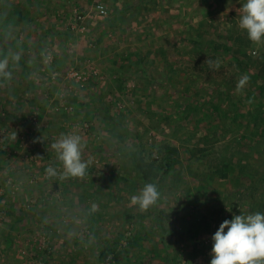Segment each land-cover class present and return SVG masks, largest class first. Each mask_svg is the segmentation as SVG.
I'll list each match as a JSON object with an SVG mask.
<instances>
[{
  "label": "rangeland",
  "instance_id": "obj_1",
  "mask_svg": "<svg viewBox=\"0 0 264 264\" xmlns=\"http://www.w3.org/2000/svg\"><path fill=\"white\" fill-rule=\"evenodd\" d=\"M244 3L0 0V59L12 73L0 77V264H114L100 260L103 246L120 264H210L219 225L261 212L238 170L264 172V137L249 117L263 94L249 77L257 68L232 54L264 55V42L244 44ZM68 134L81 137L82 177L63 176L52 147ZM164 145L179 163L142 210L131 158L142 150L160 165Z\"/></svg>",
  "mask_w": 264,
  "mask_h": 264
},
{
  "label": "clouds",
  "instance_id": "obj_2",
  "mask_svg": "<svg viewBox=\"0 0 264 264\" xmlns=\"http://www.w3.org/2000/svg\"><path fill=\"white\" fill-rule=\"evenodd\" d=\"M242 13L240 29L246 31L250 41L264 42V0H245ZM13 59L18 60L19 57L14 56ZM11 75L8 59H0V77L11 79ZM247 79L242 77L239 86L243 87ZM52 147L63 164V176L85 175L87 163L81 159L83 145L79 135H62ZM47 172L53 177L57 175L56 169L51 166ZM159 195L157 187L148 183L131 198V202L146 210L156 203ZM211 239L210 264H264V213L234 215L231 220H224L219 225Z\"/></svg>",
  "mask_w": 264,
  "mask_h": 264
},
{
  "label": "trees",
  "instance_id": "obj_3",
  "mask_svg": "<svg viewBox=\"0 0 264 264\" xmlns=\"http://www.w3.org/2000/svg\"><path fill=\"white\" fill-rule=\"evenodd\" d=\"M221 1V0H220ZM139 4L134 5H130V6H125L124 8L118 10L116 12V15H124L126 13H129L131 11H133ZM237 42H242L244 43V41L241 38H237ZM250 40L247 38L246 42L244 43L245 45H250ZM217 46H213V50H216ZM218 49V48H217ZM225 50H228L227 48H224ZM246 49L243 48H239L237 52H232L233 57L237 63L238 66H244L245 68H248L250 63H254L255 64V68H257V70L252 73L249 77L250 80H252V83L255 85H257L258 90L259 91H263V94H261L258 97V101L256 102L257 104L254 106L253 111L249 113V117H250V122L253 123V126L255 128V130H260V133L262 135V137H264V55L260 56L259 61H253L252 58L248 57L245 53ZM264 53V52H263ZM3 55H5L3 53ZM255 93L256 92H251L248 93L245 100L244 98L241 100H239V102L244 104L245 102H250L252 103V99L253 96L255 97ZM238 102V103H239ZM209 111H218L215 110L216 108H213L212 106L206 105ZM202 111V108H199L196 111ZM232 114L234 115H238L239 113H237L235 110L232 112ZM212 112H210L209 114L205 115L203 118L204 120H208L209 117H211ZM106 119V118H105ZM144 153L145 151H140L137 155H133L132 156V160H133V164H132V168L133 171L135 172V176L136 178L139 180V182H142V184L145 186L148 183L154 184L156 187H158L159 185V181L164 179L172 169H174V167L179 163L178 162V158H177V153L175 148H172L170 146H161V148L159 147L158 149V156H159V160H160V165H154V160H149V161H145L144 160ZM150 156V155H149ZM148 156V158H149ZM226 169V166H222L221 169H217L215 170L216 173L221 172V170ZM162 171V175L157 178V173L158 171ZM238 170H239V175L242 176L243 174H246V177L248 178L247 180L249 182L246 181V183H249L248 186L245 188L246 190H250V194H249V198L250 199H254L256 200V203L253 207V210L255 211L257 208H261V212L259 213H264V172L258 173L257 171H249L247 169V166L244 165H239L238 166ZM161 177V178H160ZM225 174H220V178H225ZM244 189V190H245ZM252 190V191H251ZM258 195V196H257ZM248 197V196H247ZM123 216L126 219H130L131 216H125L123 214ZM161 220V219H160ZM182 221H185L182 218ZM209 225V224H208ZM187 229L184 224L182 223V227L181 229ZM178 230L175 231V234L177 235V237L182 241L183 240V235H181L179 232H177ZM195 231V230H194ZM137 239H140L139 237L136 238L135 242H131L129 245L133 246V247H137L139 246V242L137 241ZM99 256H100V260L101 261H105L107 260V258L109 257L110 254L113 255V263L114 264H120V257L119 254L115 252V250H111L109 249V246H103L100 248V250L98 251Z\"/></svg>",
  "mask_w": 264,
  "mask_h": 264
},
{
  "label": "built area",
  "instance_id": "obj_4",
  "mask_svg": "<svg viewBox=\"0 0 264 264\" xmlns=\"http://www.w3.org/2000/svg\"><path fill=\"white\" fill-rule=\"evenodd\" d=\"M95 11L100 16H105L107 14L106 9L103 5L95 6ZM82 18H83L82 16H77V20H81ZM69 77L72 79L75 78L78 83H79L78 79L81 78V76H78L77 72H75V71L69 73ZM82 81H83V79H82Z\"/></svg>",
  "mask_w": 264,
  "mask_h": 264
}]
</instances>
